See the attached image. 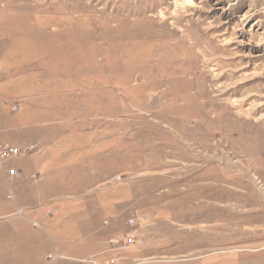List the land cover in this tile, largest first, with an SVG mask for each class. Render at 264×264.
<instances>
[{"label":"rangeland","instance_id":"rangeland-1","mask_svg":"<svg viewBox=\"0 0 264 264\" xmlns=\"http://www.w3.org/2000/svg\"><path fill=\"white\" fill-rule=\"evenodd\" d=\"M4 144L0 264H264V0H0Z\"/></svg>","mask_w":264,"mask_h":264},{"label":"built area","instance_id":"built-area-1","mask_svg":"<svg viewBox=\"0 0 264 264\" xmlns=\"http://www.w3.org/2000/svg\"><path fill=\"white\" fill-rule=\"evenodd\" d=\"M20 147H13V146H8L7 144L0 145V162L2 158H9L12 157L16 154H20L21 152ZM8 195H12L11 191Z\"/></svg>","mask_w":264,"mask_h":264}]
</instances>
